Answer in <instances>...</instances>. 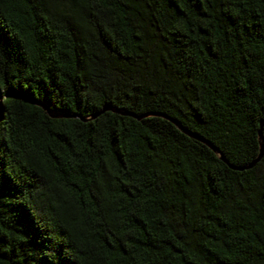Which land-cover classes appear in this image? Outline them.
I'll return each mask as SVG.
<instances>
[{
	"label": "trees",
	"instance_id": "1",
	"mask_svg": "<svg viewBox=\"0 0 264 264\" xmlns=\"http://www.w3.org/2000/svg\"><path fill=\"white\" fill-rule=\"evenodd\" d=\"M262 120L264 0H0V264H264Z\"/></svg>",
	"mask_w": 264,
	"mask_h": 264
},
{
	"label": "water",
	"instance_id": "2",
	"mask_svg": "<svg viewBox=\"0 0 264 264\" xmlns=\"http://www.w3.org/2000/svg\"><path fill=\"white\" fill-rule=\"evenodd\" d=\"M38 106H40L45 112H47V114L49 116L52 117V115L49 113V111L47 110V108L41 104H37ZM106 112H112V113H115V114H119V115H122V116H129V117H132L136 120H141L147 116H150V115H142V116H136L132 113H129V112H122V111H119L117 108H114L110 105H104L101 110L96 113L95 115H93L92 117H90V119H93V118H96L97 116H100L101 114L103 113H106ZM155 116H158V117H161L167 121H169L171 124H173L179 131H181L182 133H184L185 135H187L188 137L192 138V139H195L201 143H203L204 145H206L210 150H212L214 153H216L220 160H222L224 163H227L224 159V157L219 154L216 149L209 143L207 142L206 140H204L203 138L199 137L198 135L196 134H193L191 132H189L188 130L184 129L176 120L174 119H171L169 117H166V116H163V115H155ZM73 118H78L80 119L81 121L83 122H86L88 121V119H85V118H82V117H79V116H72ZM263 128H264V120H262L259 124V130H258V140H259V154L258 156L256 157L255 160H253L249 165L247 166H244V167H232V166H229L231 169L233 170H237V171H243V170H247V169H251L252 167H254L256 165V163H258L260 161V159L262 158L263 156V152H264V138H263V134H262V131H263Z\"/></svg>",
	"mask_w": 264,
	"mask_h": 264
}]
</instances>
